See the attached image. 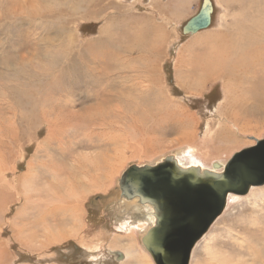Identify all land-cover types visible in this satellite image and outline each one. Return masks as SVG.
Masks as SVG:
<instances>
[{
	"label": "rangeland",
	"instance_id": "obj_1",
	"mask_svg": "<svg viewBox=\"0 0 264 264\" xmlns=\"http://www.w3.org/2000/svg\"><path fill=\"white\" fill-rule=\"evenodd\" d=\"M211 1L210 26L186 34L184 26L199 13L204 0H0V172L19 186L12 189L15 194L11 187H0V264H156L143 248L146 234L134 233L130 238L115 228L116 216L109 214L111 203L120 204L125 198L119 187L124 172L134 165L153 166L168 156L175 157L178 145L184 142L181 132L185 127L196 131L195 144L208 139V150L203 151L209 158L221 157L225 162L256 145L253 139L264 138V97H252L244 84L233 91L239 93L244 114L234 118L238 129L232 128L236 146L231 152L229 145L215 135L220 120L234 123L231 115L223 117L230 108L222 105V84L210 82L203 92L198 89L205 80L202 72H219L231 64L234 68L233 62L240 55L238 48H244L247 38L256 35L257 30H247L264 20V0ZM180 6L188 9L182 16L176 12ZM147 18L164 24L169 34L167 52L155 68L153 50L160 40L149 34ZM153 68L158 72L155 84L149 82L146 73ZM106 72L111 77L109 83H116H101L98 78ZM181 109L189 111L194 119L180 123ZM92 117L105 120L107 135H89L92 130L102 132L98 126L89 128ZM55 120L65 123L64 128L55 134L53 144L50 141L41 150L39 145L49 137ZM213 135L216 149L210 143ZM107 141L113 145L105 144ZM147 148L158 158L147 157ZM50 151L52 158L47 159L45 153ZM224 152H231L229 158ZM97 154L111 158L122 154V163H117L111 179L103 180L104 188L86 192L81 205L84 215L78 223H82L81 235L74 239L68 235L64 229L71 226L66 221L64 227L55 229L61 230L65 240L44 248V228L40 216L34 213L36 207L43 210L48 201L39 203L53 179L49 170L68 158L73 161ZM31 165L35 172L25 180L22 176L29 173ZM22 191L28 193L34 208L29 209L28 217L20 216L25 195ZM261 199L264 186L252 188L240 203L226 206L196 245L190 264H209L207 249L215 246L223 248L221 253L227 255L230 264H264ZM14 226L19 229L15 231ZM25 237H34V249L23 245ZM238 242H243V248ZM98 244L102 249L88 257L83 247ZM110 251L121 252L125 260Z\"/></svg>",
	"mask_w": 264,
	"mask_h": 264
},
{
	"label": "bare ground",
	"instance_id": "obj_2",
	"mask_svg": "<svg viewBox=\"0 0 264 264\" xmlns=\"http://www.w3.org/2000/svg\"><path fill=\"white\" fill-rule=\"evenodd\" d=\"M251 4H253V3H251ZM75 7H76V5H75ZM186 11H188L187 8H183L182 6H180V7H177L176 12H177V14L182 16L183 13ZM252 12H253V10H252ZM126 13H128V12L126 11ZM134 16H135V14L130 15V18H133ZM135 19H137V18L135 17ZM146 21H147V23L149 22L148 26L151 27L149 34L154 35L157 39L160 40V44H156V46L154 44L155 48L153 50L154 55H153V65L152 66H154V68H155L156 65L162 63L161 62L162 58H163L162 55L167 52L166 47L168 46L167 44H168V40H169V34H168V31L166 30L167 28L165 27V25L162 23H160V24L157 23L154 18H147ZM142 26H141V28H142ZM252 26H253V28L255 26V28L253 29V28L249 27V29L247 31L253 32V31L257 30V31H255L256 35L251 37V38L250 37L247 38V41H246L247 44L244 48H238V53L240 55H239V59H236L233 62L234 68L233 69L231 68V65H232L231 64V65H228L226 67L224 66L221 69V71H219V72H217V70L216 71L214 70L215 72L214 71L213 72H202L203 76L205 77V80L202 84H199L200 88L198 87V89H200L199 91L203 92L206 89V85L208 83L220 82L222 84L223 91L225 92V99H224L222 105H223V107L230 108L227 112H225L223 114V117L226 115H229V116L231 115L233 122H234L235 117H240L244 114V112L243 111L241 112V110H240L241 108H243V106L240 104L241 100H239L237 98L239 93L233 92L234 90L238 89L240 86H243V84H244L248 87L249 92H250L252 97H254V95H256V97H254V98H263L264 97V20H262L261 22L258 21V23H256L255 25H252ZM246 35H247V33H246ZM143 41H145V40L143 39ZM156 41H158V40H156ZM147 49H150V48H147ZM167 49H168V47H167ZM229 49H230V47H229ZM229 61H230V59H229ZM228 67H229V69H228ZM154 68H153V72L152 71L146 72L148 75V78H149V82H151L152 84L156 83L157 75H158V72H155ZM250 69H251V71H253V70L254 71L249 72ZM226 70H228V72H226ZM102 75H103L102 78H98V79H100L101 83H105L106 81L110 85L116 83V80H113L112 83H109L111 81V77L108 74V72H106V74H102ZM138 85H140V84H138ZM148 87H149V85H148ZM137 88H139V87H137ZM141 89H143V88H141ZM111 101H113V100H111ZM236 109H238L237 112H236ZM118 112L119 111H117V113ZM179 113H180L179 115H181L182 119H183V121H181L182 119L179 120L180 123H186V121L194 119L193 118L194 116L192 114H190V112L185 110V109H181L179 111ZM57 121L58 120H55L51 123L50 135L46 141L42 142L39 145L40 149L44 144H46V143L48 144V142H50V141H52V144H53L52 139L55 137V134L57 133V135H58L59 133H61V130H62V128H64L65 123H63V122L59 123ZM104 122H105L104 119L98 120V119L92 117L90 120L89 128L90 127L93 128L95 126H98V127H100V130L102 132L98 133V132H96V130H92L91 134H89V135L101 134L103 136V133L106 134V132H105L106 126L104 125ZM219 126L221 129L219 128L217 133L215 134L216 139L218 140V138H222L221 140H223L224 145H229L227 148L230 151L233 150L236 146V142L232 141L233 140V136H232L233 133L232 132H233V129H235V130H236V128L238 129L237 123L234 122V123L228 125V124L223 123L220 120ZM208 129L210 130L209 127H208ZM207 134L209 135L210 131H208ZM181 135L183 137L182 139L184 142L182 144L178 145L177 152L175 153V158L177 159V162L179 163V165L181 167H183V168L199 167L202 169V171L212 170V169H214V171H215L216 170L215 164L217 162H219L221 164L220 165L221 170L228 163V161L225 162L224 158L222 159L221 157L209 158V155H207V153L205 151H203V149L208 150L207 149L208 139L201 142L200 144H202V145L195 144L194 142H195V138L197 136L196 131L186 129V127H185L182 130ZM215 135H213V138L210 140V143L216 149L215 144H214ZM111 136L113 137L112 134H111ZM110 138H108V139L110 140ZM112 141H113V139L111 140V142ZM109 142L107 141V142H105V144L110 145L113 143V142L112 143L111 142L109 143ZM121 144H122V142H121ZM76 148H73V149H75L74 152L78 151V150H76ZM214 148H212V149H214ZM41 150H43V149H41ZM115 150L117 151L118 149L116 148ZM53 151H54V149H53ZM231 152H224L223 155H226V158H229L228 155ZM45 154H47V159L52 158V152L51 151L48 153L46 152ZM102 156H104V158H102ZM102 156L97 154L95 156L91 155L89 157L88 156L84 157V159H79L81 157V156H79V158H76V160L74 159L73 161H71L70 158H68L66 160H63L61 162V164L57 163L54 168H51L49 170V175L53 176V179H51V183L48 185L47 195L45 196V199H44V197H42L43 199H39V203L44 204L46 202V199L48 201H47V203H45L46 206H44L43 210L38 209L36 207L37 210L34 213V214L37 213L40 216L41 222H42V225L44 228V233H45L44 238L45 239L43 238L41 241L44 248H48L50 245L54 244V242H60L61 243V241L65 240L66 236L60 234L61 230L56 231L55 229H58L59 227H64L63 224L66 221H68L70 223V226H71V227L64 229L67 231L68 235L69 234L71 236L73 235L72 238L73 237L75 238L78 235L79 236L81 235L80 233H81V231H83V228L81 227L82 223L79 225H78V223L82 222V217L84 215L81 205L85 200L86 192L90 189H102V188H104L105 183L103 182V180H106L107 178L111 179L110 178L111 174L113 173L115 167H117V163L121 162L120 160L122 158V154H116L114 157L112 156V158L110 157L111 155L108 156L107 154H103ZM147 157H149L150 159L158 158L155 155V151L148 152V148H147ZM60 159H63V158L60 157ZM69 160L71 161L72 166H71V168L68 169L66 167H67V163H69L68 162ZM76 161H77V163H76ZM157 162H155V163H157ZM73 167L75 168V171L73 170ZM121 167H122V165H121ZM33 171H34V169H33V166L31 165L29 168V173L24 174V176H22V178L27 180L31 175L34 174L35 171L34 172ZM31 172H32V174H31ZM80 175L82 176V178ZM16 181H18V179H16ZM7 186L11 187V188H9V190L14 194H15V192L12 191V189H17L19 187L18 185L12 184V183H10V181H7L5 173L0 172V187H2V188L6 187L7 188ZM252 188H256V187L254 186ZM18 191L19 190H16L17 194H18ZM25 191H27V189ZM22 192H23V194L25 193V195L22 197L24 199V204H23L24 206L22 207L23 210H22V208H20L22 210V213H20V216L26 217L27 214H29V211H30L29 209L32 208V210H33L34 208L32 207L33 206L32 200L29 198L28 193H26L24 191H22ZM22 192H20V193H22ZM247 195H245V196H247ZM245 196L230 194L228 197L227 208H230L231 206H233L236 203H240ZM253 196H255V194ZM123 199L124 200L120 199L121 200L120 204L117 202L116 203L112 202L111 206L109 208L110 216L111 215L116 216L115 222L117 225L115 228L117 230H119L120 232L124 231V232L128 233L130 238L134 233L139 234V235L141 234V236L147 234V232L154 226L155 221H156L154 215L152 214V208L149 205L141 204L139 199H137V198H135L133 200H129L127 198H123ZM42 200H44V201H42ZM261 200L264 201V199H261ZM261 200H259V201H261ZM43 204H40V205H43ZM255 204L257 205V202ZM0 207H1V205H0ZM17 218H19V217H17ZM6 223H7V221H6ZM66 224H67V222H66ZM13 229L15 231H17L19 229V227L14 226ZM23 229L26 230L25 224L23 225ZM52 230H55L56 232L52 231ZM18 232L21 233V230H19ZM117 235H118V237H120V234H117ZM16 236H19V235L16 234ZM19 238L20 237H18V240H19ZM241 240H244V238H241ZM21 242L23 243V245L31 247L32 249H34L33 247L36 246V241H35L34 237L32 239L25 237L24 239L21 240ZM238 244H241L240 247L243 248V246H242L243 242H241V243L238 242ZM3 245H4V243H3ZM101 245L98 244L96 247L84 246L83 248H84L85 253L88 254L87 255L88 257H90V256L94 257L95 252L102 249ZM143 248H145V247H143ZM250 248H251V246H250ZM144 250H146L148 252V250L146 248ZM218 250L219 249H217L216 246L207 249L206 255L208 256L207 261L209 258V264H215V262H217L218 264L221 262H225V263L227 262L226 264H230L231 262H229V258L227 257V255H225V254L222 255V253H221L223 248L219 250L220 252ZM118 252L119 251H113V252L110 251V253H114V254H117ZM249 252H247V253H249ZM243 254H245V253H243ZM253 254H254V252H253ZM254 255L256 257V254H254ZM123 256H124L123 257V261H124L126 256L124 254H123ZM150 256H151V254H150ZM144 257L147 258L148 256L144 255ZM151 258H153V257H151ZM116 260H118V259L116 258ZM93 261H95V260H93ZM138 264H141V263H138ZM147 264H152V263L147 262ZM236 264H243V263L241 261H238Z\"/></svg>",
	"mask_w": 264,
	"mask_h": 264
},
{
	"label": "water",
	"instance_id": "obj_3",
	"mask_svg": "<svg viewBox=\"0 0 264 264\" xmlns=\"http://www.w3.org/2000/svg\"><path fill=\"white\" fill-rule=\"evenodd\" d=\"M213 4L204 0L199 13L184 26L195 34L211 24ZM245 148L221 170L183 168L174 156L156 165L131 166L119 181L121 196L139 198L152 208L154 226L143 237L156 264H190L198 242L225 211L230 194L247 195L264 186V138ZM122 259V253H117Z\"/></svg>",
	"mask_w": 264,
	"mask_h": 264
}]
</instances>
